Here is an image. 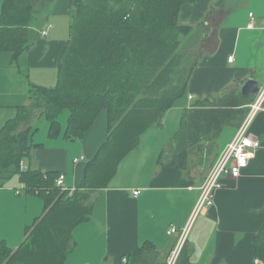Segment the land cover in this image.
Wrapping results in <instances>:
<instances>
[{"label":"crops","instance_id":"obj_1","mask_svg":"<svg viewBox=\"0 0 264 264\" xmlns=\"http://www.w3.org/2000/svg\"><path fill=\"white\" fill-rule=\"evenodd\" d=\"M71 20V0H55L41 18L32 47L18 61L12 52H0V130L16 116L19 106L29 103L31 84H57L59 61L71 37ZM179 23L202 27L198 62L186 91L161 124L142 133L138 147L123 158L108 186L94 193L92 216L75 227L64 264H120L146 242L157 246V261L165 264L179 239L178 234H168L172 226L189 229L181 252L185 251L188 262L180 255L176 264H264L255 246L264 227V111L256 114L249 128L261 147L240 178L225 179L214 204L196 216L200 187L239 127L232 126L229 137L205 165L193 162L190 169H179L169 165L167 155L185 110L197 101L233 89L241 92L249 79L258 81L260 89L264 87V0L185 3ZM65 111L68 114L59 117L62 132L58 137L49 135L51 123L44 116L33 120L37 129L24 165L55 176L65 173V188L75 189L88 162L108 139V113L100 112L81 139L69 140L64 137L69 117ZM169 124L175 127L168 130ZM228 127L212 141L213 147ZM45 204L44 195L26 191L18 175L0 186V241L18 249Z\"/></svg>","mask_w":264,"mask_h":264},{"label":"trees","instance_id":"obj_2","mask_svg":"<svg viewBox=\"0 0 264 264\" xmlns=\"http://www.w3.org/2000/svg\"><path fill=\"white\" fill-rule=\"evenodd\" d=\"M54 1L4 0L0 52L10 51L18 61L32 47L41 18ZM195 1L71 0V37L59 61L57 84H31L29 103L19 106L0 130V186L18 175L26 191L40 193L46 201L18 249L0 241V264H64L75 227L92 216L94 193L108 186L142 133L161 124L186 91L199 54L191 50L201 41L202 27L180 24L179 15L185 3ZM253 98L233 89L186 109L167 148L169 165L190 169L191 150H212V141L226 126L241 125ZM65 110L69 117L64 137L69 140L81 139L100 112L108 113V139L73 192L57 185L61 173L22 167L31 155V136L37 129L33 120L44 116L51 123L49 135L58 137ZM255 246L256 256L264 261V227ZM159 253L155 244L146 242L120 264H159ZM184 256L188 262L185 251L181 260Z\"/></svg>","mask_w":264,"mask_h":264},{"label":"built area","instance_id":"obj_3","mask_svg":"<svg viewBox=\"0 0 264 264\" xmlns=\"http://www.w3.org/2000/svg\"><path fill=\"white\" fill-rule=\"evenodd\" d=\"M251 15L253 16V13H251ZM43 33L46 34L47 32L44 31ZM229 59L232 61L234 57L230 56ZM260 111H264V87L260 89L255 100L249 105V112L239 126L232 141L217 155L214 164L200 187L201 193L195 206V216L214 204L216 193L219 189L224 187L225 179L240 178L243 170L248 167L254 153L261 147L260 139L254 137L249 132L254 117ZM78 160L79 159H76L75 161ZM22 167L27 168L24 163H22ZM65 181L66 174L61 173L57 178V185L63 190L70 189V192H73L74 188H65ZM134 194L138 195L139 190H136ZM188 230V227L180 229L176 226H172L168 230L169 235L178 234L179 239L171 250L170 256L165 264H176L186 241ZM256 264L260 263L257 262Z\"/></svg>","mask_w":264,"mask_h":264},{"label":"rangeland","instance_id":"obj_4","mask_svg":"<svg viewBox=\"0 0 264 264\" xmlns=\"http://www.w3.org/2000/svg\"><path fill=\"white\" fill-rule=\"evenodd\" d=\"M187 38H188V35L184 38V40H186ZM200 48H201V46H200V43H199V45L196 46L195 48H193L191 51L196 52L197 50L199 51ZM64 113L68 114L67 111H64ZM38 124L42 125V122H38ZM173 127H175V125L173 126V124H169L168 125V130L173 129ZM231 128H232V126L228 127V129H226L223 137L220 138L219 141H217L216 145H214L212 150H211L210 147L206 149L205 146H204V148L200 147V146L194 147V149L191 150L190 155H189V160L191 162V165H192L193 162H194L195 165H198L199 163L201 165L204 163V165H205V162H206L207 159H208V161L212 160V158H213L212 156H214L212 154H215L219 150L222 141H224V139L229 137V135H230L229 132H230ZM198 148H200V149H198ZM13 178L15 179L16 175L13 176L11 179H13ZM8 181H10V179Z\"/></svg>","mask_w":264,"mask_h":264},{"label":"water","instance_id":"obj_5","mask_svg":"<svg viewBox=\"0 0 264 264\" xmlns=\"http://www.w3.org/2000/svg\"><path fill=\"white\" fill-rule=\"evenodd\" d=\"M259 90L260 86L258 81L254 79H249L243 84L241 88V93L244 96H254L259 93Z\"/></svg>","mask_w":264,"mask_h":264}]
</instances>
